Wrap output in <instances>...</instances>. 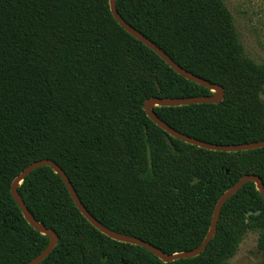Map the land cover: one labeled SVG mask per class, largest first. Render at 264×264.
<instances>
[{
  "label": "trees",
  "instance_id": "16d2710c",
  "mask_svg": "<svg viewBox=\"0 0 264 264\" xmlns=\"http://www.w3.org/2000/svg\"><path fill=\"white\" fill-rule=\"evenodd\" d=\"M116 10L182 69L225 91L217 105L154 108L163 123L216 145L264 140V64L245 55L224 0H117ZM206 95L125 32L109 0H0V264H26L48 244L10 194L15 177L44 159L104 227L166 254L198 247L226 190L244 175L264 185V148L215 152L170 138L173 152L143 110L153 97ZM18 193L59 237L40 264H228L248 232L264 250V202L251 182L223 205L206 249L170 263L97 231L49 167Z\"/></svg>",
  "mask_w": 264,
  "mask_h": 264
},
{
  "label": "water",
  "instance_id": "95a60500",
  "mask_svg": "<svg viewBox=\"0 0 264 264\" xmlns=\"http://www.w3.org/2000/svg\"><path fill=\"white\" fill-rule=\"evenodd\" d=\"M116 2L117 0H109V9L112 17L118 23L120 27L123 28L125 32H127L130 36L135 38L137 41L141 42L143 45L148 47L154 53H156L175 73L183 77L184 79L193 82L199 86H202L208 89L211 92V95L206 96H197V97H186V98H157L153 97L146 100L143 103V110L146 113L147 117L158 127H160L166 133V142L170 146L173 152H176L175 146L171 142L170 138L177 139L182 141L186 144L198 147L200 149H205L208 151H215V152H226V153H238V152H246V151H254L257 149L264 148V140L252 143H244V144H237V145H216L211 143H206L184 134L175 131L165 123H163L154 112V108L156 107H182V106H189V105H198V104H220L224 100L225 91L224 89L218 85L209 82L206 79L198 77L184 69H182L179 65H177L164 51H162L158 46H156L152 41L147 39L144 35L140 32L135 30L131 27L128 23H126L121 16L118 14L116 10ZM40 167H49L56 175H58L65 187L68 191L70 198L72 199L74 205L79 210L81 215L93 226L97 231L101 234L105 235L106 237L110 238L111 240L133 245L139 246L153 256H155L159 261L162 263H170L180 259H190L199 256L213 239L217 222L220 216L221 209L223 205L226 203L228 199L234 196L245 184L253 183L255 189L260 194L263 202H264V185L262 180L256 175H244L242 176L232 187L226 190L218 199L211 218L210 226L207 231L206 236L204 237L203 241L200 245L190 251L173 253V254H166L163 251L155 248L154 246L146 243L145 241L127 236L124 234H120L110 229L104 227L100 224L84 207L81 203L80 199L78 198L71 182L69 181L68 177L64 173V171L53 161L44 159L36 161L26 167L15 179L12 181L10 186V194L21 213L26 220V222L38 233L48 238V244L44 248L42 252H40L36 257L31 259L26 264H40L43 262L53 251V249L57 246L59 242V237L53 229L47 228L44 224L36 221V219L32 216L30 211L27 209L26 205L24 204L22 198L18 193V188L23 183L24 179L32 173L34 170ZM252 214V213H250ZM257 214V213H255Z\"/></svg>",
  "mask_w": 264,
  "mask_h": 264
},
{
  "label": "rangeland",
  "instance_id": "374dc122",
  "mask_svg": "<svg viewBox=\"0 0 264 264\" xmlns=\"http://www.w3.org/2000/svg\"><path fill=\"white\" fill-rule=\"evenodd\" d=\"M231 13L245 55L264 64V0H224ZM264 102V96H262ZM228 264H264L257 248V233L248 232Z\"/></svg>",
  "mask_w": 264,
  "mask_h": 264
}]
</instances>
